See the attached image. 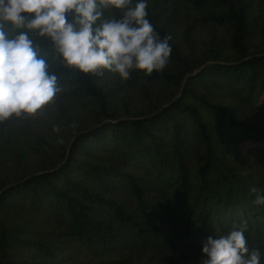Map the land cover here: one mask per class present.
Listing matches in <instances>:
<instances>
[{
  "label": "trees",
  "instance_id": "16d2710c",
  "mask_svg": "<svg viewBox=\"0 0 264 264\" xmlns=\"http://www.w3.org/2000/svg\"><path fill=\"white\" fill-rule=\"evenodd\" d=\"M147 3L162 72L57 61L55 105L0 122V264H202L245 222L264 264V0Z\"/></svg>",
  "mask_w": 264,
  "mask_h": 264
},
{
  "label": "clouds",
  "instance_id": "9594fccd",
  "mask_svg": "<svg viewBox=\"0 0 264 264\" xmlns=\"http://www.w3.org/2000/svg\"><path fill=\"white\" fill-rule=\"evenodd\" d=\"M148 16L147 0H0V122L43 116L55 105L62 91L57 61L85 74L117 73L123 80L133 70L162 72L171 37L161 38ZM249 191L254 205H264L260 189ZM246 231L245 222L226 235L207 237L202 264H261Z\"/></svg>",
  "mask_w": 264,
  "mask_h": 264
},
{
  "label": "water",
  "instance_id": "95a60500",
  "mask_svg": "<svg viewBox=\"0 0 264 264\" xmlns=\"http://www.w3.org/2000/svg\"><path fill=\"white\" fill-rule=\"evenodd\" d=\"M198 71H196L195 73H197Z\"/></svg>",
  "mask_w": 264,
  "mask_h": 264
},
{
  "label": "rangeland",
  "instance_id": "374dc122",
  "mask_svg": "<svg viewBox=\"0 0 264 264\" xmlns=\"http://www.w3.org/2000/svg\"><path fill=\"white\" fill-rule=\"evenodd\" d=\"M264 99V98H263Z\"/></svg>",
  "mask_w": 264,
  "mask_h": 264
}]
</instances>
